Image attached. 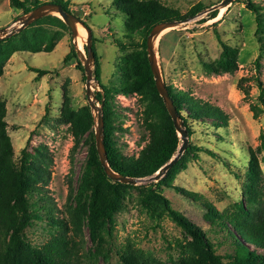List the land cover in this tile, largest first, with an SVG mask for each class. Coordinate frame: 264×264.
I'll use <instances>...</instances> for the list:
<instances>
[{"label":"rangeland","instance_id":"374dc122","mask_svg":"<svg viewBox=\"0 0 264 264\" xmlns=\"http://www.w3.org/2000/svg\"><path fill=\"white\" fill-rule=\"evenodd\" d=\"M38 1L46 4L51 0ZM62 1L68 3L70 11L77 13V16L72 15L92 31L101 83L109 85L111 82H118L121 78L119 71L122 59L130 53L118 50L116 43V40H123L125 18L120 17L113 9L112 0ZM158 1L181 15H185L199 3L206 7L196 16L186 18L185 20L189 19L186 22L162 33L156 48L159 49L160 40L168 34L164 49L168 51L167 59L162 62L158 55L166 86L218 107L228 117L227 128L220 130L205 124H209V121L203 120L202 124L189 121L191 136L181 118L188 144L199 151H196L195 157L190 155L187 169L178 174L172 183V187L198 194L218 211H223L242 198L246 157L250 150L259 162L264 189V113L259 112L257 117L253 116V108L262 110L258 103L259 92L255 77L258 76L264 84V0H235L224 8L222 14L217 10L218 15L213 20H207L210 13L207 11L218 6L222 0ZM248 1L259 6V10L251 11ZM22 16V11L11 7L10 0H0V29L18 26L17 21ZM31 25L0 41V101L6 108L5 120L13 148L12 165L15 168L19 166L23 150L35 154L36 150L43 151V147L45 148L44 152L51 158L50 177L39 193L46 195L44 202L40 204H48L55 216L66 220L67 226L71 228L72 218L69 212L74 213L76 210L75 196L87 150L81 143L72 152L74 141L68 132V125L62 122L60 116L67 103L77 111L87 105V101L84 71L77 69V63L81 67L82 63L77 57L67 62L64 59L71 55L72 49L75 51V40L78 48L84 52L86 31L78 26L76 36L73 37L67 27L68 32L63 33L51 52L33 53L30 46L43 41L45 33L36 32L38 27L30 28ZM216 33L223 43L237 51L238 67L232 74L207 75L202 67L203 63L215 62L221 56L222 47ZM9 39L12 40L8 41ZM78 42L83 43L81 48ZM257 63L260 66L259 73ZM94 67L95 65L92 70ZM32 69H39L47 74L36 81V73ZM91 84L95 96L102 93L98 82L92 81ZM113 108L118 117V126L122 128L114 131L117 147L124 156H137L145 144L142 140L143 109L139 97L115 93ZM151 182L143 181L135 186L144 187ZM174 188L161 186L159 191L170 201L174 210L207 232L210 228L202 220L204 210L179 195ZM37 197L35 195L34 199ZM139 197V191H130L113 217L110 240L114 249L110 264H119L116 250L127 243L162 262H175L180 253L177 244L184 245L191 238L168 218L161 219L157 224L139 206ZM47 224L45 220H33L25 230V238L32 246L41 247L49 241L52 234H56ZM208 235L216 245L218 254L229 252L228 242H225L223 234L209 232ZM75 240L83 250L79 253H88L92 243L85 223L81 225L80 234ZM97 264L105 263L98 258Z\"/></svg>","mask_w":264,"mask_h":264},{"label":"trees","instance_id":"16d2710c","mask_svg":"<svg viewBox=\"0 0 264 264\" xmlns=\"http://www.w3.org/2000/svg\"><path fill=\"white\" fill-rule=\"evenodd\" d=\"M46 3L60 5L65 12L77 16V13L70 11V5L62 0H51ZM10 5L13 9L27 14L42 4L38 0H10ZM112 7L120 17L125 18L123 40H116L118 50L130 51V53L122 59L120 80L103 85L100 80V66L93 43L94 38H92V51L95 57L93 77L102 91L95 97L102 104L103 143L107 162L114 172L122 176L149 178L176 155L181 143L154 86L147 62L146 38L155 25L161 22L184 21L186 18L196 16L206 7L199 3L185 15L164 6L158 0H112ZM248 8L253 12L259 10V6H254L249 1ZM217 15V10L210 12L207 20H213ZM217 23L219 21L213 25ZM31 27H38L36 32L45 33L43 41L30 46L33 53L51 52L63 33L68 32L67 26L54 16L41 18ZM215 36L222 47L221 56L215 62L203 63L202 67L207 75L232 74L238 67L237 51L223 43L217 33ZM167 37L168 34L159 42L158 55L162 62L168 56V51L164 50ZM10 40L12 39L8 41ZM73 58L76 59V54L72 49L71 55L64 61ZM259 68L257 63L258 73ZM77 69L83 72L79 63ZM32 71L36 73V81L47 74L39 69ZM255 85L259 92L258 103L262 106L261 111L253 108V116L257 117L259 112L264 113V84L258 76L255 77ZM166 88L178 115L183 119L189 136L192 134L188 126L189 121L199 124H202L203 120L209 121V124L204 123L216 130L227 128L228 117L218 107L195 99L189 93L177 91L171 86ZM115 93L139 97L143 109L142 140L145 144L137 156H124L117 147L114 131L122 128L118 126V117L113 108ZM61 113L60 118L68 125V132L74 141L72 152L81 143L87 150L75 196L76 210L74 213L69 212L72 218L71 228L67 226L66 220L55 216L54 210L48 204H40L44 202L46 195L39 193L43 189L42 185L46 184L50 177L51 158L44 152L45 148L43 147V151L36 150L35 154L23 150L19 166L15 168L12 165L13 148L5 120L6 108L0 101V264H97L98 258H101L105 264H110L114 249L110 240L113 217L132 190L139 191V206L157 224L161 219L168 218L190 237L191 241L184 245L177 244L180 250L179 257L175 262L170 263L162 262L127 243L116 250L119 264H264L263 174L252 150L246 157L247 168L242 186V198L223 211H218L202 196L172 187L177 175L187 169L190 155L195 157L196 151H199L195 146L188 144L179 161L156 183L151 182L147 186L138 187L112 182L104 174L98 160L93 119L88 106L85 105L74 111L67 103ZM161 186L174 188L179 195L198 204L204 210L202 220L210 229L206 232L201 226L174 210L170 201L159 191ZM35 195H38L37 200L34 199ZM33 220L47 221V225L56 232L41 247L32 246L24 235ZM84 223L92 244L88 253L80 254L79 252L83 250L75 237L80 234V227ZM209 232L216 235L223 234L225 242H228L229 252L224 255L218 254L216 245L208 235Z\"/></svg>","mask_w":264,"mask_h":264},{"label":"water","instance_id":"95a60500","mask_svg":"<svg viewBox=\"0 0 264 264\" xmlns=\"http://www.w3.org/2000/svg\"><path fill=\"white\" fill-rule=\"evenodd\" d=\"M235 0H222L218 6H214L210 8L207 12H213L216 10H221L230 6ZM46 16H54L59 18L71 31L73 37L76 36L77 27L80 26L86 31V40L83 46L84 52H82L77 47V42L73 43L76 57L82 63V68L85 75V97L87 101V106L90 109L92 119H93V128H94V139H95V148L98 155V160L100 166L103 169L106 177L112 182H118L125 185L135 186L143 181H152L158 182L168 170H170L182 157L184 151L188 146L187 133L182 124L181 118L178 115L175 106L173 105V101L169 96L166 85L163 81L160 63L158 59V50L156 48V43L160 37V35L170 29L175 28L177 25L186 22L184 21H173V22H161L155 25L146 38V54H147V62L150 68V72L152 74V78L154 81V86L159 97L162 100V103L172 121L175 132L181 142L180 147L175 156L165 164L158 172H156L153 176L145 179L141 178H130L122 176L116 172H114L108 162L107 156L104 148V121H103V112H102V104L96 100L95 95L92 92V81H97L93 77L92 66L94 65L95 57L92 51V31L89 27H87L79 18L73 16L72 14L65 12L60 5L46 3L42 4L27 14H24L21 18L18 19V26L13 27L11 29L1 28L0 29V41L10 38L16 33H19L22 29L31 25L36 20L44 18Z\"/></svg>","mask_w":264,"mask_h":264},{"label":"bare ground","instance_id":"6f19581e","mask_svg":"<svg viewBox=\"0 0 264 264\" xmlns=\"http://www.w3.org/2000/svg\"><path fill=\"white\" fill-rule=\"evenodd\" d=\"M222 11H224V9H221L219 14H222ZM78 45H79V47L81 48L82 45H83V43H82V42H80V43L78 42ZM77 47H78V46H77Z\"/></svg>","mask_w":264,"mask_h":264}]
</instances>
